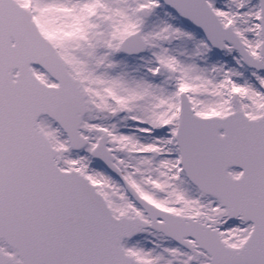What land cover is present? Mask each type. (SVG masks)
Listing matches in <instances>:
<instances>
[{
	"label": "snow or ice",
	"instance_id": "obj_1",
	"mask_svg": "<svg viewBox=\"0 0 264 264\" xmlns=\"http://www.w3.org/2000/svg\"><path fill=\"white\" fill-rule=\"evenodd\" d=\"M0 264H264V0H0Z\"/></svg>",
	"mask_w": 264,
	"mask_h": 264
}]
</instances>
